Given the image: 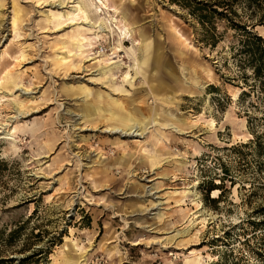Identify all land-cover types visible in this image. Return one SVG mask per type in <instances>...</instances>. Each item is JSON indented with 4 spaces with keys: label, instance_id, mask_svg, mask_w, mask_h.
Instances as JSON below:
<instances>
[{
    "label": "rangeland",
    "instance_id": "374dc122",
    "mask_svg": "<svg viewBox=\"0 0 264 264\" xmlns=\"http://www.w3.org/2000/svg\"><path fill=\"white\" fill-rule=\"evenodd\" d=\"M191 1L104 0L102 33L76 3L0 0V264H264L263 98L241 33Z\"/></svg>",
    "mask_w": 264,
    "mask_h": 264
},
{
    "label": "trees",
    "instance_id": "16d2710c",
    "mask_svg": "<svg viewBox=\"0 0 264 264\" xmlns=\"http://www.w3.org/2000/svg\"><path fill=\"white\" fill-rule=\"evenodd\" d=\"M238 0H192L191 11L197 16L201 24H207L216 14L226 17L231 27L239 31L238 52L243 56L242 64L248 66L252 76L249 88H258L264 102V36L252 28L254 21L264 26V0H243L249 12L235 20L232 14L237 15L236 5ZM188 6L189 4H185ZM260 11V12H259ZM253 14L259 16L252 18ZM264 118V114H263ZM17 227L7 229L9 236L16 232ZM12 256L0 258V261L11 260ZM19 264H27L25 258Z\"/></svg>",
    "mask_w": 264,
    "mask_h": 264
},
{
    "label": "bare ground",
    "instance_id": "6f19581e",
    "mask_svg": "<svg viewBox=\"0 0 264 264\" xmlns=\"http://www.w3.org/2000/svg\"><path fill=\"white\" fill-rule=\"evenodd\" d=\"M56 1H58V3L61 5V7L65 6L67 2L76 3L77 6L73 10V15H75V16L82 15L84 17L83 23L90 24L91 28H98V29H100L101 32L102 31L103 32L104 31H106V32L113 31L114 30L113 29L114 28L113 23H115L116 25L118 23L117 17L112 16L110 14L112 12V10H110L108 8V6L105 4L104 0H56ZM73 23H75V22H73ZM132 28L133 27H131V29L129 27H126L125 32L124 31L122 32V30H119L120 31V33H119L120 39H119V45H118L119 48L117 50H119V49L121 50L124 47V43L122 41V38H123V36L124 37L126 36V32H127L129 35L128 37H130L131 40L133 41V47H131L130 53L127 52L126 55H128V58L132 62V64L130 65L131 68L133 70H135V73H139L141 71H139L138 66H139V63L141 64L142 61L140 62L141 59H140V56L136 53L137 52L136 50L137 49L142 50L143 40H138V39H135L132 37V35H131L132 34L131 33ZM103 56H104V58H108L109 53L108 52L104 53ZM144 58H145V56H144ZM104 61L106 62V60H104ZM97 62H100V60L99 59L94 60V63H97ZM130 79L133 80V77H130ZM2 97H5V96H2ZM17 109H21V106H17ZM138 124H139V126L137 127L136 131L142 133L144 130L143 125H141L140 123H138ZM4 125H5V123L2 124V126H4ZM215 125H216L215 119L212 118V119L208 120V126H210L211 128H214ZM5 135L11 136L9 131H7L5 133ZM182 193H183V191H181V190L176 191L177 195H180ZM196 206H197L196 210L191 212L188 219H187L189 227L185 228L182 231H178V233L187 232L190 227H194L199 223L205 224L207 222V220L209 219L208 216L211 214L207 213L206 210L201 207V203L196 202ZM70 263H71V261H70Z\"/></svg>",
    "mask_w": 264,
    "mask_h": 264
}]
</instances>
